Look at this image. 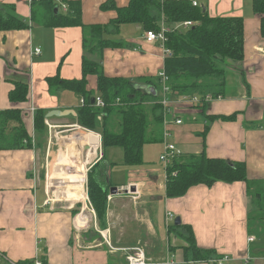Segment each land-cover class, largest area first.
<instances>
[{
	"label": "crops",
	"instance_id": "obj_1",
	"mask_svg": "<svg viewBox=\"0 0 264 264\" xmlns=\"http://www.w3.org/2000/svg\"><path fill=\"white\" fill-rule=\"evenodd\" d=\"M30 1L0 0V7L13 4L17 16L28 21ZM78 1L84 24L103 25L115 16L113 10L100 9L107 0ZM113 1L117 6L128 2ZM189 1L204 6L210 16L243 18L244 57L227 65L222 96L205 104L204 114L198 107L176 101L171 104L182 123L167 125L169 136L159 142L161 150L167 141L174 143L183 156L205 153L228 162H244L247 178L264 180L261 15L254 11L253 0ZM58 10L66 12L60 7ZM145 31L140 24H121L118 34L106 36L119 45L103 49L101 56L84 50L79 26L44 27L31 22L25 29L0 31V111L18 108L31 138L30 148L0 149V264H23L35 257L47 264H123L125 250L132 247L142 248L147 264H165L169 259L177 264H217L194 258L187 243L188 227L196 247L211 251L208 260L227 257L222 264H264V228L262 232H249L252 206L244 181L198 184L181 196L167 197L164 166L161 177L159 167L149 162L150 149L143 147V160L134 166L123 164V160L107 163L103 146L95 159L101 134L93 130L100 134L99 142L92 130L78 123L76 114L82 96L68 88L49 86L48 78L53 76L80 79L84 56L101 63L109 77L133 81L157 78L166 54L159 43L145 40ZM35 48H39L38 54L33 53ZM85 79L86 91L96 95V76L87 74ZM18 81L28 86L27 97L23 102H12L10 93ZM53 109L70 113L46 117ZM36 111L44 113L50 127L45 122L41 129L35 127ZM207 115L218 118L208 121ZM67 128L73 129L72 134L59 138L60 149L68 151V140L79 132L88 138L83 145L76 144L82 148L80 173H52L50 165L44 180L40 151L49 147L54 131ZM6 134L9 136V128ZM99 161L105 165L110 187H117V192H108L105 213L98 216L88 197L87 174ZM81 175L86 197L81 196V184L72 186L82 179ZM50 187L56 188L54 199L48 197ZM167 212L174 219L179 217L180 224L173 228ZM249 236L254 240L248 241Z\"/></svg>",
	"mask_w": 264,
	"mask_h": 264
},
{
	"label": "trees",
	"instance_id": "obj_2",
	"mask_svg": "<svg viewBox=\"0 0 264 264\" xmlns=\"http://www.w3.org/2000/svg\"><path fill=\"white\" fill-rule=\"evenodd\" d=\"M59 2L66 4L65 13L55 11ZM203 7L194 6L189 0H128L124 6H117L113 0H107L100 5V9L113 10L115 16L103 25H87L81 20V5L78 0H31L28 21L17 16L13 4L2 5L0 31L25 29L30 27L31 22L44 27L79 26L84 34V50H92L101 56L103 49L119 45V42L106 36L118 34L121 24L135 23L145 30H158L159 21L167 27L191 21L193 23L189 28L166 32L164 46L171 53L164 57L163 73L170 88L179 96H222L227 65L241 62L244 57L243 18L210 16L203 11ZM253 9L261 15L259 31L264 37V0H253ZM82 70L83 76L80 79L61 80L58 76H53L48 78V84L79 93L83 104L77 110L78 123L89 130H99L103 147H121L123 164L139 165L143 160L144 145L160 142L163 137L164 112L159 102L160 77L137 81L109 77L103 73L101 63L85 56ZM87 74H93L97 78L96 95L85 89ZM140 85H149L154 91L141 88ZM27 92L26 83L15 82L10 99L12 102H23ZM96 96L104 102L102 109L91 103V98ZM146 103H150L149 109L145 106ZM197 106L204 114L206 105ZM205 117L208 121L218 118L214 115ZM44 119V113L36 111L34 125L37 129L42 128ZM8 128L9 136L6 134ZM30 147L31 138L23 123L21 111L18 108L0 111V149ZM177 157L165 170L167 197L181 196L188 188L198 184L211 186L215 181H244L252 206L248 214L249 232L255 233L256 228L261 225L264 228V180L247 178L244 162H228L223 158L208 157L205 153ZM56 181L60 182L54 180ZM72 186L79 187L80 183ZM110 188L103 161L96 162L87 174V193L98 216L105 213L106 196ZM188 228L187 243L194 258H209L211 251L196 247L192 231Z\"/></svg>",
	"mask_w": 264,
	"mask_h": 264
},
{
	"label": "built area",
	"instance_id": "obj_3",
	"mask_svg": "<svg viewBox=\"0 0 264 264\" xmlns=\"http://www.w3.org/2000/svg\"><path fill=\"white\" fill-rule=\"evenodd\" d=\"M192 4L194 6H200L199 3L196 1H192ZM59 7L67 11V6L65 3L60 2ZM193 22L191 21H183L177 24H174L171 27H167L163 22L160 23V28L158 30H146L144 33V38L148 42H156L159 43V45L163 48V51L166 55H170V51L165 48L164 44L166 42V32L169 30L174 29H186L189 28L192 25ZM34 54L39 53V48H35L33 51ZM160 81H161V89H160V104L162 105L164 116H163V138H167L169 136L167 125L169 123L174 122L175 124H181L182 119L178 117L174 111L173 107H171V104L176 101L178 103H183L190 105L192 107H198L197 105L201 104H207L213 100L221 98V96H212L211 94H205V95H198V94H192L187 96H179L176 91L172 90L168 84V79L166 75L163 73V70L159 73ZM118 102V99L116 100ZM80 104H83V98L80 99ZM94 105L95 107H98L100 109L103 108L104 102L99 96H96L94 99ZM98 119H101V117H98ZM45 124L49 127L51 126L48 119L44 120ZM100 137L99 133H95ZM181 155L180 150L175 146L172 142H165V147L163 152L160 154V160L164 164V169L172 163L173 159L177 156ZM166 173V172H165ZM167 218H169L171 221L174 219V216L171 212L166 213ZM103 235V234H102ZM104 240L108 244L109 248L112 249L111 245L109 244L108 240L106 239L105 235H103ZM248 241H253L254 238L252 236H249ZM125 261L123 264H147V258L145 256L144 251L140 247H132L128 250H125ZM228 260L227 257H221V258H213V259H205L203 261H211L215 262L217 264H222L224 261ZM9 264H19L16 262H10ZM23 264H47L46 261L40 257H35L31 261L25 262ZM165 264H177L175 259H169L166 261Z\"/></svg>",
	"mask_w": 264,
	"mask_h": 264
},
{
	"label": "rangeland",
	"instance_id": "obj_4",
	"mask_svg": "<svg viewBox=\"0 0 264 264\" xmlns=\"http://www.w3.org/2000/svg\"><path fill=\"white\" fill-rule=\"evenodd\" d=\"M145 106L147 107V109H149L150 103H146ZM116 125H114V126H116ZM9 128H11V126ZM72 130L73 129H71V128H67V129H63V130H60V129L58 130L57 129L56 132L55 131L53 132V136H52V138L50 140L49 147L45 148V149H41L39 162L44 167V168H41L42 169L41 171L43 172L42 175L44 177V178L42 177V179L45 180L46 173L49 170L51 163L54 162V160H56V158L58 157V153H61V151L63 153L68 152V151H65V149H60V147L58 145V142H59V138L61 136H68V135L72 134ZM35 137H36V140H38L37 139V134L35 135ZM99 142H100V139H99ZM163 146H164V144H163ZM101 147H102V144L99 143V148H98L97 156L95 157V159H97V157L99 156V153L101 151ZM144 149H146L147 151L150 149L149 162H151L150 164H154V166L159 167L160 176L162 177L161 169L164 166L163 162L160 160V154L164 150V149L161 150L162 149V145L159 142L145 144ZM103 150L105 152V156H106L105 160H106L107 163H109L111 161L121 162L123 160V150H122L121 147H119V146H107V147H103ZM78 151H80V149ZM84 155H85V153H84ZM80 158H81V153L76 156L77 160L80 159ZM95 159H94V161H95ZM83 160H86V159H83ZM94 161H93V163H94ZM69 166H72V165L71 164H67V166H65V167H69ZM82 171L85 173L83 168H82ZM82 177H83V175H82ZM44 180H43V183H44ZM77 183L81 184L80 189H81V196H82V195H84V191H82V185H83L82 179L80 181H77ZM85 191H86V189H85ZM48 197L52 198V199L56 198V188L55 187H50L48 189ZM170 225L174 228L175 227L174 226V221H171ZM258 226H259V224H258ZM262 228H263V225H261V228L257 227L256 228L257 232L258 231L262 232L263 231Z\"/></svg>",
	"mask_w": 264,
	"mask_h": 264
},
{
	"label": "bare ground",
	"instance_id": "obj_5",
	"mask_svg": "<svg viewBox=\"0 0 264 264\" xmlns=\"http://www.w3.org/2000/svg\"><path fill=\"white\" fill-rule=\"evenodd\" d=\"M90 133L99 139L98 135L95 134V132L90 131ZM87 139L88 138L86 137V135L84 133H82V132H79L77 137H72L70 140L67 139L69 141L68 143H70L69 144V148H68V152L63 153L61 151V153H58V157L51 164L52 166H51V170L50 171L52 173H60V174L63 173V172H67V173H69V176L71 174H74V173H75L74 174L75 176L78 175L80 173V166L82 164V160H81V158L77 160L76 156L81 153V151H82L81 149L82 148L81 149L79 148L80 151H78L79 149L76 146V144L83 145L87 141ZM71 141L72 142L76 141V142L75 143H71ZM67 164H71L72 166L65 167V166H67ZM52 177L55 178V175L54 176L52 175ZM63 177L67 178V176H63ZM81 177H82V175H81ZM60 178H61V176H60ZM82 182L84 183V175L82 177ZM82 190L84 191V197H86V191L84 189V184L82 185Z\"/></svg>",
	"mask_w": 264,
	"mask_h": 264
},
{
	"label": "water",
	"instance_id": "obj_6",
	"mask_svg": "<svg viewBox=\"0 0 264 264\" xmlns=\"http://www.w3.org/2000/svg\"><path fill=\"white\" fill-rule=\"evenodd\" d=\"M205 10V8L203 7V11ZM55 11L57 12L58 11V7L55 8ZM141 88H144V89H152V91H154L153 88H151V86L149 85H140ZM94 99L95 97H92L91 98V103L93 104L94 103ZM70 113L69 110H59V109H53L51 111H49L47 114H46V117H52V116H56V117H59V116H65V115H68ZM110 193H116L117 192V187H111L110 188ZM174 224L175 225H179L180 224V218L179 217H175L174 219Z\"/></svg>",
	"mask_w": 264,
	"mask_h": 264
}]
</instances>
